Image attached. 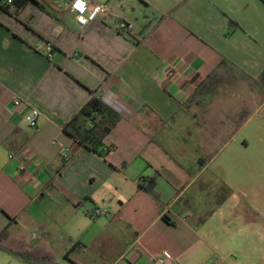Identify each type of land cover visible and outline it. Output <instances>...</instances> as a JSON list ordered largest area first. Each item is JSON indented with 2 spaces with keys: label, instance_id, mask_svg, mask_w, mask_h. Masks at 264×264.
<instances>
[{
  "label": "crops",
  "instance_id": "obj_1",
  "mask_svg": "<svg viewBox=\"0 0 264 264\" xmlns=\"http://www.w3.org/2000/svg\"><path fill=\"white\" fill-rule=\"evenodd\" d=\"M38 1L0 12V264H264V2L91 0L81 27ZM94 93L122 105L105 159L64 130Z\"/></svg>",
  "mask_w": 264,
  "mask_h": 264
},
{
  "label": "trees",
  "instance_id": "obj_2",
  "mask_svg": "<svg viewBox=\"0 0 264 264\" xmlns=\"http://www.w3.org/2000/svg\"><path fill=\"white\" fill-rule=\"evenodd\" d=\"M262 1L264 2V0ZM29 4L43 7L38 0H13L12 6H16L17 13H20ZM9 8L6 7L4 10H8ZM45 42L48 43L47 41ZM121 120V114L105 103L101 96L94 93L82 110L65 126L64 130L84 148L105 159L115 150V146L108 147L105 145V139ZM139 184L143 190L148 192L157 201H160L159 195L156 192L155 178L143 177ZM8 230L9 226L0 234V243L8 238ZM0 250H4L1 244ZM22 257L26 260L47 263V261L36 259L32 255H22Z\"/></svg>",
  "mask_w": 264,
  "mask_h": 264
},
{
  "label": "built area",
  "instance_id": "obj_3",
  "mask_svg": "<svg viewBox=\"0 0 264 264\" xmlns=\"http://www.w3.org/2000/svg\"><path fill=\"white\" fill-rule=\"evenodd\" d=\"M13 5V0H0V12L6 7H11ZM67 9L75 15L76 21L79 26L85 27L90 23L95 21L106 20L110 16V8L107 4L94 3L91 0H71L66 3ZM117 30L122 34H129L131 27L127 22L119 21L117 24ZM50 50L53 48L51 43H47ZM176 73L174 71H169L166 73L168 79L174 78ZM102 100L111 106L116 111L122 110V105L118 101L117 97H101ZM8 112L11 117H22L29 127L33 130L39 129V120L41 118V112L33 107L30 103L24 101L19 97H14L11 105L8 108ZM14 156H11L13 159ZM25 169V163L21 162L19 166V171ZM105 211L94 210L95 216L105 215ZM156 264H175L173 259L167 254H160L156 258Z\"/></svg>",
  "mask_w": 264,
  "mask_h": 264
}]
</instances>
